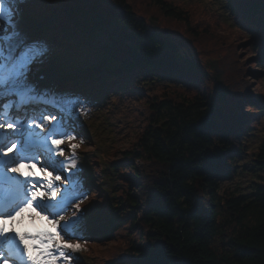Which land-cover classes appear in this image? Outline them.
<instances>
[{"label":"trees","instance_id":"obj_1","mask_svg":"<svg viewBox=\"0 0 264 264\" xmlns=\"http://www.w3.org/2000/svg\"><path fill=\"white\" fill-rule=\"evenodd\" d=\"M222 1L232 25L217 2L48 0L34 10L54 19L37 36L51 50L41 69L57 67L75 91L126 87L128 106L138 103L124 146L86 158L88 181L110 182L92 214L107 231L81 243L94 264H264V140L245 146L264 127V47L250 40L264 5ZM62 53L74 63L56 65Z\"/></svg>","mask_w":264,"mask_h":264},{"label":"snow or ice","instance_id":"obj_2","mask_svg":"<svg viewBox=\"0 0 264 264\" xmlns=\"http://www.w3.org/2000/svg\"><path fill=\"white\" fill-rule=\"evenodd\" d=\"M32 2L0 0V264H75L74 254L83 248L78 232L88 211L81 207L88 194L76 151L84 140L72 143L69 155L61 145L77 139V117L87 110L79 97L41 84L45 77L38 73L51 50L34 35L40 22L22 26ZM248 2L228 0L229 6ZM250 40L264 47V24ZM37 165L41 175L32 171ZM25 208L56 231L8 226Z\"/></svg>","mask_w":264,"mask_h":264},{"label":"rangeland","instance_id":"obj_3","mask_svg":"<svg viewBox=\"0 0 264 264\" xmlns=\"http://www.w3.org/2000/svg\"><path fill=\"white\" fill-rule=\"evenodd\" d=\"M48 0H33V2L28 6V11L26 13L25 21L23 22L22 26L31 28V26L36 23L40 22L42 27L39 31L35 32L34 35L41 33L44 31L45 28L51 27L52 22L54 21L53 18L43 19L40 20L37 15H35V8H37L41 3L47 2ZM184 1L186 3H196L201 2L205 5H214V3H218L221 5L224 16L222 17L224 20H227L228 22L233 24V20L230 14V11L227 7V3L222 0H180ZM229 23V24H230ZM42 41H46V39H41ZM49 46V45H48ZM50 47V46H49ZM71 55L68 53H62L56 58H54V63L56 65L62 64V65H68L74 62H71ZM212 65L214 66V76H216L220 81L222 80V68L218 61L216 59L212 60ZM46 70L48 72L49 77L56 79L55 77H60V74L58 72L57 67H50ZM212 73V74H213ZM126 87H122L125 93L118 94L115 91H110L104 89L102 93L97 94H86V93H72L73 91L68 90V88H62V90H59L58 92L77 96L80 99H82L85 102L87 114H81L78 116L81 126L80 129H78L76 132L79 134L77 135V139L75 141H68L65 144L61 145V147L65 148V155L70 154V145L72 143H78L81 138H83L84 143L81 144V146L76 150L77 155L79 157L78 163H82L84 165V177H85V186L84 191L88 194L87 202H91L90 205L82 208H87L88 211L84 214V220L81 226V230H84L87 232V236L92 237H84L82 238L80 243H86V239L89 240H96L97 237L95 235H102L104 234L107 229H105L104 223L93 219V211H97L96 204L99 201V193L96 191H99L103 193L106 197H108V187L110 186V182L107 179L100 180L103 176L97 175L99 177L98 181H95V183H92L88 181L89 179H94V175L96 176L95 169L93 165L89 166L88 162L86 160L87 156H93L96 158H100L101 155H103L104 151H110L113 150V146L117 143L118 147L124 146V141H120V135L122 133H125L129 126L130 129L128 130V136L132 137L134 135V132H136L138 124L140 123V119L137 115L138 110V103H133V106H128L127 101L129 100V97L127 95V90H125ZM261 130H256L251 138L245 142V146L248 148H256L258 147L261 142L264 140V127L260 128ZM87 138V139H86ZM118 157V156H117ZM21 170L25 172V174H28V169L21 167ZM32 171L36 175H41L39 171V166H36L32 169ZM247 181V175L241 174L238 176L235 180H227V183L234 186L237 182H245ZM98 188V189H97ZM101 191H100V190ZM92 191V192H91ZM91 192V193H90ZM94 193V194H93ZM89 204V203H88ZM91 212V213H90ZM29 214L30 221H34V223H37L35 226H33L34 229H37L38 226H46L49 225V222L46 220H42L39 216H35V213L28 209L24 214L17 215L16 221H7L6 223L8 226H15L16 229L21 230V227L26 228L28 225L25 224V216L26 214ZM68 215H71V212L68 213ZM20 216V219H19ZM35 216V219H32L31 217ZM46 224V225H45ZM80 232V231H79ZM93 234V235H91ZM84 239V240H83ZM107 240V239H106ZM72 243H76V240L69 241ZM109 246H111V243H109ZM99 251H102L106 253L109 250L108 245H104L103 247L97 248ZM76 257H78V260L75 262V264H94L95 259L92 256H89L86 252L83 253V248L81 251L74 254Z\"/></svg>","mask_w":264,"mask_h":264},{"label":"bare ground","instance_id":"obj_4","mask_svg":"<svg viewBox=\"0 0 264 264\" xmlns=\"http://www.w3.org/2000/svg\"><path fill=\"white\" fill-rule=\"evenodd\" d=\"M29 219H30V218H29L28 216L25 217V221H26V222H27V221H28V222H31ZM29 224L33 225L32 223H29ZM28 230H30V229H28Z\"/></svg>","mask_w":264,"mask_h":264}]
</instances>
